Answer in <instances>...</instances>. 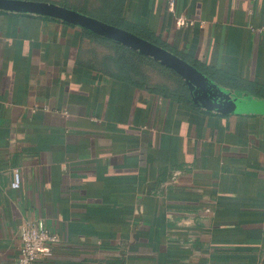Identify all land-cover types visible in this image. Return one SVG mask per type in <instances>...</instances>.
Segmentation results:
<instances>
[{
  "label": "crops",
  "instance_id": "0c3cea01",
  "mask_svg": "<svg viewBox=\"0 0 264 264\" xmlns=\"http://www.w3.org/2000/svg\"><path fill=\"white\" fill-rule=\"evenodd\" d=\"M44 2L131 22L264 102V0ZM100 37L0 10V264H15L39 221L60 241L38 264H264V114L167 95L156 86L175 77L125 69Z\"/></svg>",
  "mask_w": 264,
  "mask_h": 264
},
{
  "label": "water",
  "instance_id": "95a60500",
  "mask_svg": "<svg viewBox=\"0 0 264 264\" xmlns=\"http://www.w3.org/2000/svg\"><path fill=\"white\" fill-rule=\"evenodd\" d=\"M0 10L33 13L68 22L117 41L153 58L179 74L189 87L194 102L209 111L224 114H264V102L244 99L226 92L214 80L183 57L125 28L109 24L64 5L34 0H0Z\"/></svg>",
  "mask_w": 264,
  "mask_h": 264
},
{
  "label": "built area",
  "instance_id": "2783aa9c",
  "mask_svg": "<svg viewBox=\"0 0 264 264\" xmlns=\"http://www.w3.org/2000/svg\"><path fill=\"white\" fill-rule=\"evenodd\" d=\"M168 5L169 10L174 11L175 0H168ZM192 23L186 19L180 18L178 20L180 26ZM253 29L255 30V28ZM259 30L264 31V28H260ZM21 185L22 172L16 168L14 170L12 187L19 189ZM59 241V237L51 233L43 222L26 224L21 231L20 256L15 264H38L43 256L51 254L53 246L57 245Z\"/></svg>",
  "mask_w": 264,
  "mask_h": 264
},
{
  "label": "trees",
  "instance_id": "16d2710c",
  "mask_svg": "<svg viewBox=\"0 0 264 264\" xmlns=\"http://www.w3.org/2000/svg\"><path fill=\"white\" fill-rule=\"evenodd\" d=\"M61 5L65 6L66 4H61ZM53 19L57 20V18H53ZM111 20L113 21L114 25L125 28L135 33V24H132L131 22H128L121 18H112ZM61 22H64L68 25L73 26V24H70L68 22H65L62 20ZM84 31L87 35H91L92 37L102 38L98 34L90 30L84 29ZM115 44H117L118 49H120L119 60L121 61V64L123 65V67H125V69L134 70V71L136 70L138 72H141L144 66L150 65L152 67H155L157 70H160L166 74H169L170 76L175 77L176 83H177L175 87L171 88V87L162 85V86H156V89H158L159 91L165 92L167 95L176 97L183 102L192 103V97H191V93H190L188 85L184 82L182 78H180L176 74L175 71L163 66L160 62H157L151 59L150 57H147L141 54L140 52L134 49H131L119 42H115Z\"/></svg>",
  "mask_w": 264,
  "mask_h": 264
},
{
  "label": "rangeland",
  "instance_id": "374dc122",
  "mask_svg": "<svg viewBox=\"0 0 264 264\" xmlns=\"http://www.w3.org/2000/svg\"><path fill=\"white\" fill-rule=\"evenodd\" d=\"M39 1H54V0H39ZM51 3H52V2H51ZM91 14H92V15H96V14H97V15H101V16H103V14H105V13H104V11H103V13H102V12H100V13H95V12L92 11Z\"/></svg>",
  "mask_w": 264,
  "mask_h": 264
}]
</instances>
